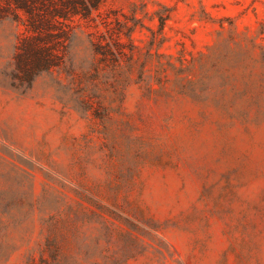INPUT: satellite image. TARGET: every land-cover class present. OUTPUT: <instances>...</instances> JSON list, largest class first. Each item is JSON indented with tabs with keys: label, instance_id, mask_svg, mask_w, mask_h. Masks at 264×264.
Returning <instances> with one entry per match:
<instances>
[{
	"label": "rangeland",
	"instance_id": "1",
	"mask_svg": "<svg viewBox=\"0 0 264 264\" xmlns=\"http://www.w3.org/2000/svg\"><path fill=\"white\" fill-rule=\"evenodd\" d=\"M53 225L64 264H264V0H0V264Z\"/></svg>",
	"mask_w": 264,
	"mask_h": 264
},
{
	"label": "trees",
	"instance_id": "2",
	"mask_svg": "<svg viewBox=\"0 0 264 264\" xmlns=\"http://www.w3.org/2000/svg\"><path fill=\"white\" fill-rule=\"evenodd\" d=\"M22 7V6H18ZM28 9V8H27ZM35 19V18H33ZM40 23L34 21V27H38ZM41 26H49L45 24L44 21H41ZM37 61L35 62L37 67L44 69L50 68L51 64L49 62V56L47 51H41L38 53ZM53 231L47 237V243L45 249L41 252L39 263L34 254L28 256L26 264H64L67 259V254L65 251V245L67 244V238L65 233L56 228V225H53Z\"/></svg>",
	"mask_w": 264,
	"mask_h": 264
}]
</instances>
